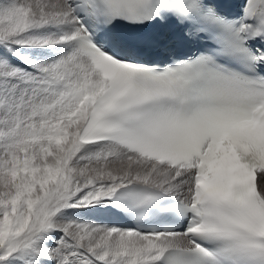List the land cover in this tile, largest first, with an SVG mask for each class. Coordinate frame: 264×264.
Listing matches in <instances>:
<instances>
[{
  "label": "snow or ice",
  "instance_id": "obj_1",
  "mask_svg": "<svg viewBox=\"0 0 264 264\" xmlns=\"http://www.w3.org/2000/svg\"><path fill=\"white\" fill-rule=\"evenodd\" d=\"M0 264H264V0H0Z\"/></svg>",
  "mask_w": 264,
  "mask_h": 264
}]
</instances>
